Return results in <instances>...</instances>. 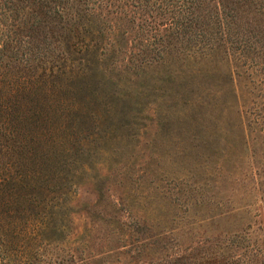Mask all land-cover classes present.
Listing matches in <instances>:
<instances>
[{"label": "rangeland", "instance_id": "obj_1", "mask_svg": "<svg viewBox=\"0 0 264 264\" xmlns=\"http://www.w3.org/2000/svg\"><path fill=\"white\" fill-rule=\"evenodd\" d=\"M202 66L88 71L60 136L70 235L41 262L264 264V81Z\"/></svg>", "mask_w": 264, "mask_h": 264}, {"label": "trees", "instance_id": "obj_2", "mask_svg": "<svg viewBox=\"0 0 264 264\" xmlns=\"http://www.w3.org/2000/svg\"><path fill=\"white\" fill-rule=\"evenodd\" d=\"M209 64L264 81V0H0V264H91L32 247L70 235L60 136L88 71Z\"/></svg>", "mask_w": 264, "mask_h": 264}]
</instances>
